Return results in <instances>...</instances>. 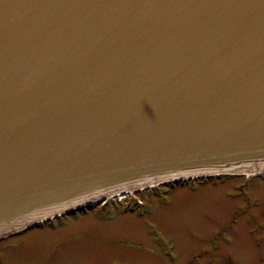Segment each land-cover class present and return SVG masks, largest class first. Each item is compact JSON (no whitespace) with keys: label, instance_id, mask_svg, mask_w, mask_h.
Returning a JSON list of instances; mask_svg holds the SVG:
<instances>
[{"label":"water","instance_id":"water-1","mask_svg":"<svg viewBox=\"0 0 264 264\" xmlns=\"http://www.w3.org/2000/svg\"><path fill=\"white\" fill-rule=\"evenodd\" d=\"M258 171L264 0H0V238Z\"/></svg>","mask_w":264,"mask_h":264},{"label":"rangeland","instance_id":"rangeland-1","mask_svg":"<svg viewBox=\"0 0 264 264\" xmlns=\"http://www.w3.org/2000/svg\"><path fill=\"white\" fill-rule=\"evenodd\" d=\"M147 189L120 192L119 208L62 215L0 238V264H264V178L220 175ZM130 198L145 205L125 210Z\"/></svg>","mask_w":264,"mask_h":264},{"label":"flooded vegetation","instance_id":"flooded-vegetation-1","mask_svg":"<svg viewBox=\"0 0 264 264\" xmlns=\"http://www.w3.org/2000/svg\"><path fill=\"white\" fill-rule=\"evenodd\" d=\"M243 175H245V174H239V175H236L237 177H239V176H243ZM253 178L254 177H262V178H264V174H257V175H253L252 176ZM158 185V184H157ZM157 185H153V186H148V189L147 190H152V189H154V188H156L157 187ZM154 187V188H153ZM157 194H159V192H156ZM164 193V192H163ZM161 196H162V192H161ZM119 197V195L117 194V193H114V194H112V195H110V196H108L107 197V200L105 201V202H103V201H100V202H98L97 203V205L94 207V208H99V207H101V209L103 210V208H107V207H116V208H119V206H116V205H119V202L117 201V198ZM129 203L130 202H133V203H137V205H139V207H143L145 204L142 202L141 203V201H137V198H130L129 199V201H128ZM113 204H114V206H113ZM114 207V208H115ZM93 208V209H94ZM146 208H147V205H146ZM121 211H123L122 210V208H121ZM87 212V211H86ZM124 212V211H123ZM113 213H114V211L112 212H109V214L110 215H113Z\"/></svg>","mask_w":264,"mask_h":264},{"label":"bare ground","instance_id":"bare-ground-1","mask_svg":"<svg viewBox=\"0 0 264 264\" xmlns=\"http://www.w3.org/2000/svg\"><path fill=\"white\" fill-rule=\"evenodd\" d=\"M260 172V171H258ZM261 172H264V171H261ZM257 172H246L245 174H248V175H253V174H256ZM169 181V180H168ZM163 182H166V181H163ZM157 184H160V183H157ZM151 185H154V184H151ZM150 186V185H147V187Z\"/></svg>","mask_w":264,"mask_h":264},{"label":"trees","instance_id":"trees-1","mask_svg":"<svg viewBox=\"0 0 264 264\" xmlns=\"http://www.w3.org/2000/svg\"><path fill=\"white\" fill-rule=\"evenodd\" d=\"M48 224V223H47Z\"/></svg>","mask_w":264,"mask_h":264}]
</instances>
